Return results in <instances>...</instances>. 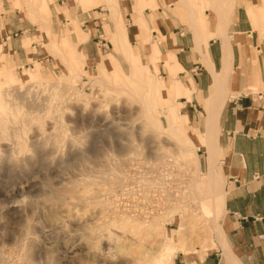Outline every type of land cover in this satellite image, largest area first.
Wrapping results in <instances>:
<instances>
[{"label": "rangeland", "instance_id": "rangeland-1", "mask_svg": "<svg viewBox=\"0 0 264 264\" xmlns=\"http://www.w3.org/2000/svg\"><path fill=\"white\" fill-rule=\"evenodd\" d=\"M49 1L46 17L40 0H0V107L6 112L0 115V264H12L14 256L19 264H166L178 254L175 264L176 259H188L185 253L209 252L221 238L217 216L211 217L205 206L215 183L199 172L196 159L180 145L198 139L194 119H204L226 83L220 86L222 92L212 91L204 105L193 102L195 92L192 100L183 95L179 83L170 92L165 83L174 75L185 80L189 73L182 77V69H177L171 74L168 60L156 56L161 33L151 31L155 25L145 26L143 38L149 43L144 57L130 33L121 39L118 53L107 31L113 20L110 0ZM172 3L147 7L159 18L161 6L166 18ZM9 11L31 23L26 36L5 38ZM259 13L263 21L255 31L263 38L264 13ZM174 15L191 34L189 14ZM116 23L123 28L120 17ZM124 24L130 27L132 22L125 18ZM195 28L203 42L202 26ZM9 44L13 50L4 51L3 45ZM34 52L40 59L32 63L29 56ZM127 53L134 55L135 67ZM102 61L109 63L101 67L103 74L98 68ZM143 78L150 85L159 81L164 90V105L153 103L159 110L150 108L147 117L137 84ZM177 88L182 92H175ZM172 107L179 114L188 108L197 118L190 116L186 130L173 131ZM205 135L200 145L206 143ZM197 154L206 157L203 147ZM127 171L171 178L167 192L175 194L168 195L172 200L162 213L138 219L116 212L113 196ZM182 176L188 193L178 188ZM153 180L147 179L145 187ZM229 221L224 210L219 222L228 228ZM172 246L177 249L169 253ZM214 252L220 254V247Z\"/></svg>", "mask_w": 264, "mask_h": 264}, {"label": "crops", "instance_id": "crops-1", "mask_svg": "<svg viewBox=\"0 0 264 264\" xmlns=\"http://www.w3.org/2000/svg\"><path fill=\"white\" fill-rule=\"evenodd\" d=\"M115 1L121 23L128 34L137 39L138 44L142 42V32L147 23L156 26L151 30L161 33V37L156 40V56L167 58L172 66L171 74L177 69H182L179 72L183 74L182 77L189 73L185 80L174 75L170 84H181L190 93L191 100L195 92L193 102L200 100L204 105V100L212 92L214 73L219 74L223 69L226 49L231 52V70L223 88L226 98L211 130L215 158L220 163V174L226 186L216 197L217 228L221 238L209 252L185 253L188 259H176L175 264H264V37L261 38L255 31L260 21H263L259 12L264 7V0H210L207 5L206 0H173L172 6L165 12L166 18L161 6L157 8L159 18L147 7L156 2L158 5L163 4L166 0ZM195 5L197 11L192 20L189 7L194 8ZM181 11L189 14L191 34L182 30V24H177L174 14ZM7 13L5 16L9 20L4 28L5 38L8 40L10 35L18 34L26 36L31 23L17 11L15 14L11 11ZM109 15L113 18L110 22H116V15L111 12ZM150 15L153 17L150 18ZM92 18L95 20L97 17ZM125 18L132 22L130 27L124 24ZM195 25L202 26L204 38L201 49L209 56L211 69L201 63L195 43ZM107 31H111L108 26ZM32 37L30 35L29 40L32 41ZM121 39H113L114 50L118 53L122 51ZM124 39L127 40V36ZM3 49L12 51L13 46L3 45ZM39 59L40 54L37 52L29 56L32 63ZM133 59L134 55L127 53V60ZM170 60L173 62L170 63ZM108 64L102 61L98 68H108ZM165 84L170 92L174 91L171 85ZM176 91L182 92L180 88ZM227 92L230 93L227 95ZM185 112L189 119L190 116L191 120L197 118L190 109L185 108ZM194 122L198 123L195 125L196 136L202 138L205 134V119H194ZM202 147L206 153L207 141L198 150ZM199 160L200 168L207 170V156L199 157ZM224 210L230 217L228 228L219 222ZM217 247L221 249L220 254L214 252ZM175 257L166 264H173Z\"/></svg>", "mask_w": 264, "mask_h": 264}, {"label": "bare ground", "instance_id": "bare-ground-1", "mask_svg": "<svg viewBox=\"0 0 264 264\" xmlns=\"http://www.w3.org/2000/svg\"><path fill=\"white\" fill-rule=\"evenodd\" d=\"M40 1H41V9L44 12V15H46V17H48L49 16V13H50V10H49L50 9L49 8L50 1L49 0H40ZM42 3L44 4V6H42ZM100 3H102V2H100ZM100 3H98V4H100ZM108 5L110 7L111 12H113L116 15V17H119L118 11L116 9L117 8V2L115 0H113V1L110 0V3L108 2ZM189 9H190V12H191V19L193 20V19H195V15H196L195 12L197 11L196 10V7L193 9L190 6ZM249 12H250V10H249ZM262 12L264 13V7L262 9ZM253 14H254V12H253ZM50 16H51V14H50ZM109 25H111V28H110L111 31H110V33L113 34L114 39H116V40H119L120 38L123 39L125 36H128L129 35L127 29L124 26H123L122 29H119L117 27V23L116 22L110 23ZM2 26H3V24L1 23V28H2ZM195 26H197V25H195ZM76 31H77L78 40H81L83 38V35L82 36L80 35L81 33L79 32V30H76ZM143 33H144V30L142 32V37H143ZM224 36H226V35H224ZM195 38H196V42L195 43H196V46H197V51H198V54L201 57V63L204 66H206L208 69H211L210 68L211 67V61L209 59V56H207V54H204L202 52V49H201L202 42H201V39L199 37L197 28H195ZM225 39H226V37H225ZM148 43H149V41H147V40H145V38H143L142 39V42L138 45L139 46V50H140V54L141 55L143 54L142 57L145 56V53L143 52V49L148 48ZM205 45L207 46V43ZM0 46H1V44H0ZM206 48H205V50H206ZM225 54H226V56L224 57V60H223V69H222V71L220 73L218 72L219 74H215L214 73V80H213L214 81V85H212L213 86L212 91H221L222 92V90H220V86L223 83H226L227 82V79H228V76H229V72L231 70L230 69V66H231V52H230V50L226 49ZM159 58H165V57H159ZM165 59H167V58H165ZM175 59H176V57H175ZM168 62L169 61H167V63ZM135 64H136V60L134 58L132 65L135 67ZM138 64H139V59H138ZM143 64H144V62H143ZM141 65L142 64H139V69H140ZM169 66H170V68L172 70V66L171 65H169ZM101 73L103 74L105 72L102 71ZM0 80H1V75H0ZM10 80H11V78H10ZM137 84H138L139 88L142 90V94H143V97H142L143 108H142V110H143L144 116L147 117L149 115V112L151 111V109H155V113H156L157 112V109L159 110V108H156L155 105H153V103H156V105H158L159 107H161V106L164 105V103L162 102V96H163V91L164 90L161 89V87L159 85V81H156L153 85H150V84H148L147 80L143 78V79L138 80L137 81ZM169 85H171L170 87L174 90L175 84H169ZM152 91H154V93H155V96L153 98L151 97V92ZM183 94L187 95V97L189 99H191L190 93L187 92V90H184V88H183ZM225 98H226V96H225V93L224 92H222V94L219 93V97H217L216 100L214 102H212L211 106L208 107L207 114L204 115V119H205V130L204 131H205V134H206L205 136H207L206 139H207V144H208V148H207V151H206V156H207V160H208V168H207L206 172H202L201 169H200V160H199V156L197 154V151H198V149L200 147V142H198L199 141V138L198 139L197 138L195 139V138L191 137L190 140L188 139L189 140L188 143L186 142V144H181L180 145V147H182L183 149L187 150V152H190V154L192 155V157H194V159H196V163H197L199 172L200 173H204L202 175H204V177L208 181H210L212 183H215V189L216 190L212 189V192H210V197L211 198L205 204L206 208L209 211V215L211 217L216 216V202H217L216 201V197H217V195H219V193L223 192V190H224V187H223L224 186L223 185L224 184V181H223L224 178L221 177L220 169H219V167H220L219 164L220 163L218 164L217 161H216V158H215L216 157L215 156L216 154L214 153L215 150H214V145H213L214 141H213V138H212L211 126L214 125V121H216L215 119H217L218 113H219V111H220V109H221V107H222V105H223V103L225 101ZM153 100H154V102H153ZM170 120L172 122V125L174 126V127L172 126L173 127V131H175V130H177V131L186 130V128H187L186 127V123H188V124L191 123L190 122V119H189V115L187 114V112H185L183 114L182 113L179 114L178 113V110L176 108H174V107H172V109H171V117H170ZM172 127L171 128L169 127V128L172 129ZM151 141H155V139H152ZM126 176H125V178H126ZM159 179L163 180L164 178H159ZM184 179H185V176H182V178H179V181H182ZM145 180H147V179H145ZM116 192H117V190H116ZM116 192H115V194H116ZM183 192L184 193H188V184H187V188H185ZM169 193L171 194V192H169ZM115 194H114V196H115ZM183 198H184V201H185V199H188L187 197L186 198L183 197ZM171 200H172L171 198H168L167 197L166 204L168 205L171 202ZM191 203H192V201H190L189 203H187V205L188 204L191 205ZM223 207H224V205H223ZM152 223H153V221H152ZM210 223L212 225H215L216 224V222H213V221H211ZM215 227H217V225H215ZM153 228H155V227H153ZM180 230H182V228H180ZM216 231H218V230L216 229ZM218 237H219V233H218ZM167 245H166V248H167ZM176 249H177V246H172L170 248V250H169V253L174 252ZM164 250L165 251H163V250L162 251L163 252H166L165 247H164ZM143 254H144V257H146L147 254L145 252ZM134 262H138V261L135 260ZM143 262L144 261H141V262H138V263L143 264ZM119 264H123V263H119Z\"/></svg>", "mask_w": 264, "mask_h": 264}, {"label": "built area", "instance_id": "built-area-1", "mask_svg": "<svg viewBox=\"0 0 264 264\" xmlns=\"http://www.w3.org/2000/svg\"><path fill=\"white\" fill-rule=\"evenodd\" d=\"M130 167V166H129ZM148 172L142 173L128 172L124 184L117 189L115 196H113V208L118 214L129 215L138 219H149L157 213H162L166 208V199L168 197L169 181L168 175L164 177L165 180L150 177ZM154 178L150 183L152 186L145 187V179ZM160 181V185L156 186ZM187 180L180 182L178 188L183 192L187 188ZM174 195L175 190H170ZM12 264H19L18 256H14Z\"/></svg>", "mask_w": 264, "mask_h": 264}, {"label": "clouds", "instance_id": "clouds-1", "mask_svg": "<svg viewBox=\"0 0 264 264\" xmlns=\"http://www.w3.org/2000/svg\"><path fill=\"white\" fill-rule=\"evenodd\" d=\"M0 115H6V112L2 107H0Z\"/></svg>", "mask_w": 264, "mask_h": 264}]
</instances>
